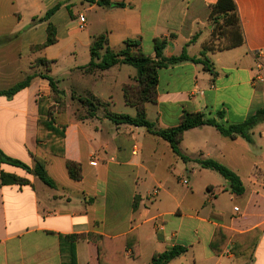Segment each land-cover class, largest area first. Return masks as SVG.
<instances>
[{"label": "crops", "instance_id": "crops-1", "mask_svg": "<svg viewBox=\"0 0 264 264\" xmlns=\"http://www.w3.org/2000/svg\"><path fill=\"white\" fill-rule=\"evenodd\" d=\"M109 1L121 6L82 1L76 21L72 0H0V91L33 75V63L39 59L51 61L52 67L62 53L75 57L77 47L89 53L93 39L100 35L113 51L128 39L138 40L142 53L150 57L153 39L163 38L164 57L178 55L185 45L190 57H199L208 46L215 76L189 62L160 69L151 118L157 129L177 126L184 111L207 119L223 113L218 122L229 125L264 110V0H234L241 43L233 46L234 37L226 35L221 49L209 47L208 17L217 0ZM57 3L64 4L48 21L55 28L56 41L38 50L35 47L47 38L48 22L32 20ZM89 60L90 54L70 71ZM120 66L90 75L104 84L110 72L122 70ZM127 83L131 82L121 83L120 89ZM61 90L67 99L70 96L66 118L53 113L51 117L63 129V155H43L56 187L20 168L0 164V172L28 181L0 185V264H61L60 237L80 234L95 240L75 243L76 264H99L98 238H117L133 230L138 234V255L132 258L127 250L123 264H151L155 254L174 246L186 250L168 264H264V121L251 130L252 143L239 136L224 137L212 126L187 130L179 143L181 154L188 158L201 155L238 176L244 191L235 195L219 174L183 162L167 142L144 128L115 125L104 118L103 108L86 117L85 105L71 99L72 94L93 97L108 110L110 95L105 100L101 91ZM51 105L49 84L39 77L11 98L0 96V149L6 156L33 168L37 144H43L37 138H44L37 121ZM74 107L83 109L82 117L71 115ZM145 112L148 118L146 104ZM67 161L80 164V181L70 179ZM217 228L240 235L257 229L259 236L241 255L231 252L230 240L216 254L210 242Z\"/></svg>", "mask_w": 264, "mask_h": 264}, {"label": "trees", "instance_id": "trees-1", "mask_svg": "<svg viewBox=\"0 0 264 264\" xmlns=\"http://www.w3.org/2000/svg\"><path fill=\"white\" fill-rule=\"evenodd\" d=\"M82 1L88 4H96L101 7L121 6L111 3L109 0ZM63 4L64 3H57L52 8L47 10L42 17L34 18L32 23L35 24L36 22H48L51 16H53ZM66 7L67 9L70 8L69 5ZM208 20L213 25L211 37L214 34V27L217 29L220 27H229L232 29L235 28L236 34L230 36L234 37L235 40L233 46L241 43L240 26L234 0H217V2L211 6ZM195 37L196 36L191 39V42L194 41ZM55 41V28L50 22H48L47 38L42 45L35 48L42 50L53 45ZM166 45L167 41L163 38L153 39L154 56L150 57L142 53L138 40L128 39L124 41L123 47L121 49L118 51H113L107 46L106 37L104 35H100L94 38L91 43L89 49V62L79 68L85 70L87 73H93L105 71L116 65H129L134 67L137 71V76L134 78L133 82L123 85L122 96L125 105L131 106L135 109V115L132 117L127 114L110 112L106 109V105L103 104L102 108L104 109V118L115 125L127 124L133 127L144 128L149 134L167 142L172 153L179 157L183 162L192 161L202 169L216 172L227 182V189L232 194L241 195L244 191V188L238 176H236L227 167L211 159H204L201 157V155L194 159L188 158L187 156L181 154L179 150V143L184 132L189 129L201 126H212L224 137L235 138L239 136L245 139L248 143H252L251 130L256 124L264 121V110L260 109L256 111L253 115L241 123L229 125H224L218 122V120L223 118V113H218L217 119H207L201 113L193 114L184 111L177 126L166 129H157L153 123L147 120L145 104L156 103V88L158 84V71L160 69L189 62L192 64L201 65L203 70L209 72L213 77L215 76L212 64L207 58V52H209L208 46L203 48L199 57H190L186 52V45L182 48L178 55L164 57L163 50L165 49ZM36 63L39 67H45L46 65L47 73H34L33 75H29L24 80L14 84L9 89L0 91V96L11 98L20 90L28 87L30 81L34 77H39L40 79L47 80L51 90L50 99L54 98L55 101L61 103L64 106L63 100L65 93L64 91L58 89V81L49 76L50 70L48 66L52 62L46 59H39L36 61ZM71 97L72 100L76 99L79 103L86 105L89 108L86 117H93L98 107L102 105L100 101L92 97L91 99L80 97L76 98L74 94H72ZM37 130L39 133H44V138L43 140H40V137L37 138V141H43V144H37V152L34 156L35 163L33 168H29L23 162L6 156L1 149L0 164H7L20 168L26 173L38 178L44 185L50 188H55V182L47 175L45 169L46 161L44 160L43 155L46 153L59 156L63 155V129L54 125V120L52 119L51 114L48 112L44 118L41 117L37 121ZM65 165L70 179L73 181H80L82 178L80 164L67 161ZM5 184L25 185L28 184V181L14 175L0 172V185ZM133 207H135V204ZM258 236L259 231L257 229L240 235L222 228H217L210 242V248L213 250V252L219 254L223 245H225L227 241L230 240L232 242L231 252L238 256L244 253L247 249L253 247L258 239ZM85 239L95 240L93 236L85 234L60 237L61 264H76L75 243L79 240ZM219 240H222V243L220 247L217 248V243ZM96 243L99 264H123L124 254L127 250H131L132 258H136L138 255V234L135 230L117 238L100 237ZM185 250L186 249L184 247L174 246L162 253L155 254L152 258L151 264H168L171 260L182 255Z\"/></svg>", "mask_w": 264, "mask_h": 264}, {"label": "rangeland", "instance_id": "rangeland-1", "mask_svg": "<svg viewBox=\"0 0 264 264\" xmlns=\"http://www.w3.org/2000/svg\"><path fill=\"white\" fill-rule=\"evenodd\" d=\"M82 0H72V4L74 5V11H75V20L77 21L78 19V13L82 12V7L81 3ZM212 25V23H210ZM213 27V25H212ZM213 31V30H212ZM236 34V29L235 28H215L214 27V34L211 37L212 42H210L209 47L212 49H221L225 47L226 42L222 41L223 37L228 35L230 38L231 35ZM217 40H220V42H216ZM215 41V42H214ZM77 55L74 57L73 55H68L66 52L60 54L59 56V63L57 65H49V76L52 78L58 80L57 82V87L59 90L62 88L65 89H78L79 92H84L85 90H93L95 92H100L103 93L105 96V100L107 95H110V102H109V108L113 113H123V114H130L133 115L135 113V110L131 106H127L123 102V96H122V89H120V84L123 82H133L134 79L129 80V76H134L136 78L137 76V71L134 67L129 66V65H121V71L116 72L115 75L113 72H110L107 82L104 84H100L98 81H96V78H94L92 73H87L85 70H82L81 68L74 69L70 71V68H73L75 66H80L81 64H84L86 60L89 58V53L87 49H81L77 47ZM33 70L35 74H45L47 73L46 65L45 67H39L37 63H33ZM38 71V72H37ZM95 73V72H93ZM128 75V79L127 76ZM129 80V81H128ZM63 91V90H62ZM51 94V90H50ZM84 94V93H83ZM86 96V95H85ZM52 98V97H51ZM86 99L91 97H84ZM93 98V97H92ZM53 99V100H52ZM52 105L48 108V112L51 114L53 113L54 115L57 114H62V118L65 120L66 118V109H67V102L70 101V96H68V99L64 96L63 104L58 103L57 101L52 98ZM95 99V98H94ZM105 105V104H104ZM149 107V112H148V118L147 120L151 122L152 118V111H153V104L147 103ZM85 111H89V108L85 105ZM103 107V103L100 107H98L97 111H100ZM83 109H78L77 107H74L72 109L71 115L73 117L79 118L82 117V114L84 113L82 111ZM151 112V113H150ZM152 123V122H151ZM222 164V163H220ZM225 166V165H223ZM218 174H216L217 176ZM217 177H221L220 175ZM186 180V177H185Z\"/></svg>", "mask_w": 264, "mask_h": 264}, {"label": "built area", "instance_id": "built-area-1", "mask_svg": "<svg viewBox=\"0 0 264 264\" xmlns=\"http://www.w3.org/2000/svg\"><path fill=\"white\" fill-rule=\"evenodd\" d=\"M80 21H81L80 28H82V27H83V23H84V21H83L82 18L80 19ZM185 183H186V182L183 181V184H185ZM234 211H237V208H234Z\"/></svg>", "mask_w": 264, "mask_h": 264}]
</instances>
